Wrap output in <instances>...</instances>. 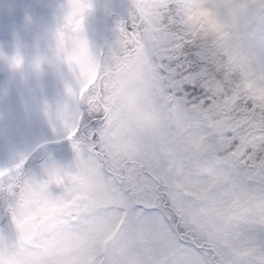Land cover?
Returning a JSON list of instances; mask_svg holds the SVG:
<instances>
[{"label": "snow or ice", "instance_id": "obj_1", "mask_svg": "<svg viewBox=\"0 0 264 264\" xmlns=\"http://www.w3.org/2000/svg\"><path fill=\"white\" fill-rule=\"evenodd\" d=\"M67 6L50 138L0 167V264H264V0H128L95 49Z\"/></svg>", "mask_w": 264, "mask_h": 264}, {"label": "rangeland", "instance_id": "obj_2", "mask_svg": "<svg viewBox=\"0 0 264 264\" xmlns=\"http://www.w3.org/2000/svg\"><path fill=\"white\" fill-rule=\"evenodd\" d=\"M84 32L92 48L113 39L114 20L126 14L128 0H90ZM68 11L67 0H0V167L39 149L29 161L44 152L51 129L41 107L54 104L63 94L60 77H31L33 67L53 54L56 32ZM36 17L34 29L30 19ZM21 58L14 68L11 60ZM26 171L37 168L26 164Z\"/></svg>", "mask_w": 264, "mask_h": 264}, {"label": "clouds", "instance_id": "obj_3", "mask_svg": "<svg viewBox=\"0 0 264 264\" xmlns=\"http://www.w3.org/2000/svg\"><path fill=\"white\" fill-rule=\"evenodd\" d=\"M50 73H56L57 74V70L54 67V61L52 59V55L48 58L42 59L40 61L39 68L33 67L32 71H31V77L43 78V77H47ZM127 148H128V150L135 153V149L132 148L130 145L127 146Z\"/></svg>", "mask_w": 264, "mask_h": 264}]
</instances>
